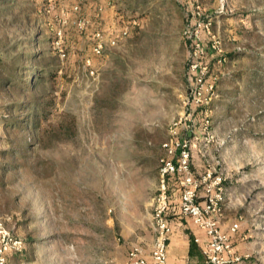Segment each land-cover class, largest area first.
I'll return each instance as SVG.
<instances>
[{
	"label": "rangeland",
	"instance_id": "1",
	"mask_svg": "<svg viewBox=\"0 0 264 264\" xmlns=\"http://www.w3.org/2000/svg\"><path fill=\"white\" fill-rule=\"evenodd\" d=\"M76 3L0 0V60L29 47L57 70L29 93L0 90V232L20 242L7 264H128L135 248L150 261L160 169L178 164L184 141L195 178L220 180L217 222L235 264H264V0H83L74 13ZM39 90L55 104L42 127L71 113L74 138L43 144L6 127V107ZM205 195L200 185L197 202Z\"/></svg>",
	"mask_w": 264,
	"mask_h": 264
},
{
	"label": "built area",
	"instance_id": "2",
	"mask_svg": "<svg viewBox=\"0 0 264 264\" xmlns=\"http://www.w3.org/2000/svg\"><path fill=\"white\" fill-rule=\"evenodd\" d=\"M64 1V0H61ZM77 3L72 6V11L75 13L79 10L83 0H76ZM53 12V5L48 3L44 7V13ZM81 25V24H80ZM122 35L127 36L128 29H122ZM63 32L58 30L52 41V46L61 56H64L62 51ZM95 45L93 46V54L101 56L104 52L105 38L101 32L94 34ZM110 45H115L111 42ZM203 48L199 43L194 45L192 70L200 68L199 58L203 54ZM206 68L198 69L195 77V89L193 95L196 97L202 96V89L205 86ZM212 89V87H210ZM190 142L184 141L177 144L179 149L178 164H175L173 159L165 160L160 169L161 190L158 204L154 211V230L156 239L154 241L151 260L148 261L141 249L135 248L130 254L128 264H168L167 246L168 240L172 233V227L166 215L169 211L178 214L183 218H190L194 225L203 230L206 234V240L203 242V253L205 255L206 264H231L239 262L238 258H233V252L229 244V237L223 235L219 230L217 216L221 210V202L223 196L220 190H214L213 185L220 181L219 179L210 183L211 175L207 173L201 181L195 178L190 171ZM170 176H176L180 179L181 197L180 203L177 206H170L167 179ZM200 185L205 187V201L203 204L197 202V190ZM215 188V187H214ZM214 190V191H213ZM236 229V226L233 228ZM0 264H7V253L10 249L18 247L20 242L12 238L7 232H0ZM196 242H200L196 240ZM239 260V261H238Z\"/></svg>",
	"mask_w": 264,
	"mask_h": 264
},
{
	"label": "trees",
	"instance_id": "3",
	"mask_svg": "<svg viewBox=\"0 0 264 264\" xmlns=\"http://www.w3.org/2000/svg\"><path fill=\"white\" fill-rule=\"evenodd\" d=\"M41 54L40 50L30 53L28 47L24 53L20 54V56H14L12 60H0V90L3 88H21L29 93L34 87L39 88L46 82H55L57 70L51 69L47 64L39 66L37 64V61H39L37 59H40ZM46 95V92L39 90V93L30 94V98L26 102H13L9 104L6 109L11 114H9L5 122L6 127L23 132L30 129L32 133H36L34 137L39 138L43 144L47 143L51 145L53 141L74 138L78 132L76 118L71 113L64 112L55 124H48V126L42 127L43 123L48 122L50 115H52L51 110L55 105ZM16 110L20 113L25 111L26 114L14 116L12 111ZM175 179L176 176H170L167 179L168 191L171 186L177 185L174 182ZM176 187L180 189L179 186ZM169 204L170 206L175 204L170 199V194ZM175 216L179 215L169 211L166 218L169 219Z\"/></svg>",
	"mask_w": 264,
	"mask_h": 264
},
{
	"label": "crops",
	"instance_id": "4",
	"mask_svg": "<svg viewBox=\"0 0 264 264\" xmlns=\"http://www.w3.org/2000/svg\"><path fill=\"white\" fill-rule=\"evenodd\" d=\"M171 187L170 199L179 202L178 190L174 191ZM169 219L172 233L167 246L168 264H206L202 245L207 238L205 232L194 225L190 218L175 216ZM197 239L202 241V244L197 243Z\"/></svg>",
	"mask_w": 264,
	"mask_h": 264
}]
</instances>
